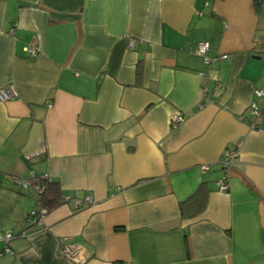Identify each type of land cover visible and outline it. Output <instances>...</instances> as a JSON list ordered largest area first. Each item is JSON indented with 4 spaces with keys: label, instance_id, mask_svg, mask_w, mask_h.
I'll use <instances>...</instances> for the list:
<instances>
[{
    "label": "crops",
    "instance_id": "obj_1",
    "mask_svg": "<svg viewBox=\"0 0 264 264\" xmlns=\"http://www.w3.org/2000/svg\"><path fill=\"white\" fill-rule=\"evenodd\" d=\"M198 40L226 57L207 66ZM260 87L264 0H0V91L16 93L0 99V232L15 234L0 264H264ZM42 175L91 202L26 228L37 195L12 177ZM197 189L203 210L181 215Z\"/></svg>",
    "mask_w": 264,
    "mask_h": 264
},
{
    "label": "built area",
    "instance_id": "obj_2",
    "mask_svg": "<svg viewBox=\"0 0 264 264\" xmlns=\"http://www.w3.org/2000/svg\"><path fill=\"white\" fill-rule=\"evenodd\" d=\"M131 41H129V45H131ZM210 45L207 40H198L196 41L194 45V53L199 55L202 58V61L207 66H210L212 63H215L219 61L221 58L226 57V54L217 55V54H210L209 53ZM25 51L28 55L34 56L37 54V50L33 46L26 45ZM202 74V73H201ZM203 90L205 91V94L207 93V87L206 85H203ZM254 97L251 99L250 103L248 104L246 111L253 116L254 118H257L261 116L262 113H264V87L255 88L253 90ZM13 94H16L15 91L12 90V93H8L7 91H0V99L5 100L11 97ZM206 97V96H205ZM201 106V105H200ZM182 120V115L180 113H174L170 117V123L171 125H176L178 122ZM250 125L252 127L255 126L254 122H250ZM237 153L236 150L233 148L226 149L222 155V157L219 160V164L223 169H226L229 165H231L235 159H236ZM204 169H207V166H203ZM47 175H42L38 177H43ZM35 178L36 180L38 179ZM12 181L14 184L19 186L21 189H32L33 193L35 195H38L40 191L42 190V184L39 182L31 183L28 180L21 179L19 177H12ZM216 185L220 191H227L228 184L226 181V177H221L216 181ZM63 200H72L75 205H81L83 203H90L92 200V197L90 194H85L81 197H75L70 195H62ZM45 213L44 208H33L29 211L27 218H26V225H31V228H35L37 226H40L42 223V217ZM27 234L25 230H22L19 232V235H25ZM15 236L13 232L7 231V232H0V240L5 243V246L3 247L4 252H12L11 247L9 245L10 240ZM59 252L63 257L70 261H74L77 258V255L79 253V246L77 243L73 241H67L65 238H62L59 241ZM125 264H131L129 262Z\"/></svg>",
    "mask_w": 264,
    "mask_h": 264
},
{
    "label": "trees",
    "instance_id": "obj_3",
    "mask_svg": "<svg viewBox=\"0 0 264 264\" xmlns=\"http://www.w3.org/2000/svg\"><path fill=\"white\" fill-rule=\"evenodd\" d=\"M141 76V67L138 65L136 70L137 80ZM36 182L42 184V190L36 196V208H44L46 211L54 208L62 203L63 196L57 179L51 177H38ZM205 192L202 193L200 189L196 190L190 197L179 202V209L181 215L195 216L198 215L204 208ZM28 215V214H27ZM26 228H31V225H26Z\"/></svg>",
    "mask_w": 264,
    "mask_h": 264
}]
</instances>
